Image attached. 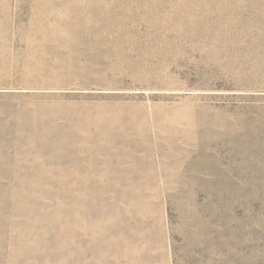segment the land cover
I'll list each match as a JSON object with an SVG mask.
<instances>
[{"label":"rangeland","instance_id":"374dc122","mask_svg":"<svg viewBox=\"0 0 264 264\" xmlns=\"http://www.w3.org/2000/svg\"><path fill=\"white\" fill-rule=\"evenodd\" d=\"M0 264H264V0H0Z\"/></svg>","mask_w":264,"mask_h":264}]
</instances>
